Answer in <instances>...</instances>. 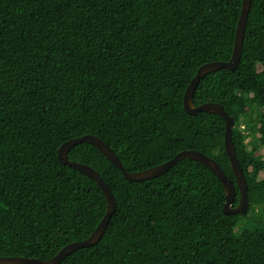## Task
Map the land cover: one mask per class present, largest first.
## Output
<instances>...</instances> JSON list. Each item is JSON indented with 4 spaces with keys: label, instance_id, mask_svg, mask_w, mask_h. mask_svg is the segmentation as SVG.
I'll return each instance as SVG.
<instances>
[{
    "label": "trees",
    "instance_id": "16d2710c",
    "mask_svg": "<svg viewBox=\"0 0 264 264\" xmlns=\"http://www.w3.org/2000/svg\"><path fill=\"white\" fill-rule=\"evenodd\" d=\"M242 3L0 0V256L52 258L104 217L102 187L58 157L75 137H101L130 172L199 150L236 183L225 119L183 99L202 64L231 59ZM210 101L235 119L247 212L224 211L223 183L198 160L131 181L82 142L68 157L101 173L117 209L99 243L59 264H264V0H252L237 68L197 86L195 104Z\"/></svg>",
    "mask_w": 264,
    "mask_h": 264
},
{
    "label": "water",
    "instance_id": "95a60500",
    "mask_svg": "<svg viewBox=\"0 0 264 264\" xmlns=\"http://www.w3.org/2000/svg\"><path fill=\"white\" fill-rule=\"evenodd\" d=\"M251 4L252 0H243L241 15L236 29L235 44L231 59L228 61L214 60L202 64L198 68L197 73L195 74L191 83L187 87L183 99L185 110L190 114H197L200 111H207L221 115L225 119V150L230 158L233 172L236 177V183L226 174L225 170L217 160L199 150H182L178 152L173 158L165 162H162L144 170L130 172L124 167L122 160L115 152V150L109 144H107L101 137L93 134H85L80 137L72 138L64 142L59 147L58 157L62 163L77 168L80 171L86 173L94 180H96L97 183L102 187L107 200V209L104 217L97 225L95 230L88 237L68 243L63 248H61L57 252V254L52 258L40 259L37 257L25 256H0V264H59L72 252L83 247H90L96 245L101 241L108 228L111 217L117 209V200L110 186L106 183L101 173L97 169L86 163L73 161L68 157L69 151L74 146L86 141L97 146L109 158V160L112 161L131 181L149 180L160 176L170 170V168L173 167L178 161L185 158L198 160L204 165L208 166L223 183L226 194L224 211L226 213L247 212L248 207L250 205L248 195V183L246 175L238 158L235 143L233 140V129L236 124L235 119L227 112L224 105L219 102L210 101L202 103L200 105H196L194 102V94L201 79L208 73L215 70H219L221 68H228L233 70L236 69L239 65L243 52V44ZM237 187L240 197L238 204L234 205V201L237 195Z\"/></svg>",
    "mask_w": 264,
    "mask_h": 264
},
{
    "label": "rangeland",
    "instance_id": "374dc122",
    "mask_svg": "<svg viewBox=\"0 0 264 264\" xmlns=\"http://www.w3.org/2000/svg\"><path fill=\"white\" fill-rule=\"evenodd\" d=\"M244 130L246 129V128H243ZM252 140H253V138H252ZM249 147L251 148L252 146H251V144L249 145ZM258 152V153H263L264 152V147H262V148H260V149H254V152Z\"/></svg>",
    "mask_w": 264,
    "mask_h": 264
}]
</instances>
